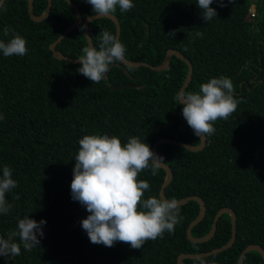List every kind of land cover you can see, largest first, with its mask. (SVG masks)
Returning <instances> with one entry per match:
<instances>
[{
	"label": "trees",
	"instance_id": "obj_1",
	"mask_svg": "<svg viewBox=\"0 0 264 264\" xmlns=\"http://www.w3.org/2000/svg\"><path fill=\"white\" fill-rule=\"evenodd\" d=\"M82 18L94 13L86 0H72ZM47 0H33V13L40 15ZM127 12L113 15L120 25L118 39L126 58L159 64L168 48L178 50L192 66L184 91H198L211 78L228 77L234 84L236 111L227 120L214 122L216 131L206 137L199 152L169 144L157 148L172 172L165 188L167 199L198 196L205 204L203 219L192 228L195 238L211 229L215 214L224 207L236 216V238L228 250L205 257L209 264H237L244 248L256 244L264 249V0H217L210 5L217 17L205 22L196 0H133ZM254 4L256 16L247 10ZM76 18L66 0H52L49 15L32 20L27 0H5L0 8V39L11 33L27 44L24 56L5 57L0 52V176L12 169L17 187L6 193L11 205L0 214V236L7 238L19 219L45 220L40 245L31 251L21 246L15 257L0 256V264H177L184 254L209 252L231 237L230 216L217 221L213 237L191 242L186 229L197 217L199 205L181 206L183 219L174 234L147 241L140 249L116 242L112 247L90 242L81 227L89 213L72 199L71 181L79 140L85 135L118 137L122 144L132 136L148 143L172 139L193 146L200 144L182 115L175 96L186 76V65L171 56L160 71L144 66L111 65L107 76L92 83L77 69L80 63L56 59L49 45ZM80 23L56 45L64 55L79 58L87 41ZM10 28L8 37L3 29ZM92 45L99 47V34H114L108 18L91 20ZM147 29V35H146ZM175 31V36L169 32ZM203 33L197 37L195 33ZM142 45V46H141ZM124 83L137 87L114 88ZM165 172L150 169L138 179L146 180L149 196L159 197ZM18 196V198H16ZM19 242L18 237L14 238ZM184 264H195L185 259ZM243 264H264L259 253L245 255Z\"/></svg>",
	"mask_w": 264,
	"mask_h": 264
},
{
	"label": "clouds",
	"instance_id": "obj_2",
	"mask_svg": "<svg viewBox=\"0 0 264 264\" xmlns=\"http://www.w3.org/2000/svg\"><path fill=\"white\" fill-rule=\"evenodd\" d=\"M96 13L95 18L109 17L116 12H127L134 7L133 0H86ZM223 7L224 0H217ZM231 2V0H229ZM201 9L202 19L207 23L217 17V11L210 5L213 0H196ZM86 25L81 24L83 33ZM10 28L3 29L8 37ZM175 36V31L169 32ZM197 37L203 33L197 31ZM99 47L88 45L79 56L81 66L77 71L92 83L106 78L109 66L114 63L126 64L124 44L108 30L99 34ZM25 38L15 32L5 42L0 39V52L5 57L27 54ZM142 46V45H141ZM177 104L183 105L182 115L193 133L201 138L212 135L217 120H227L237 109L234 84L228 77L211 78L199 86L198 91H180L175 96ZM0 119H3L0 114ZM79 151L74 160L71 181L72 199L78 201L89 213L81 221L82 229L93 244L112 247L116 242L140 249L149 240L163 238L167 231L174 234L175 226L183 219L180 216L181 203L173 198L149 196L145 192L150 185L138 179L141 172L150 169L156 175L163 160L154 153L148 143L132 136L127 143L116 136L85 135L79 140ZM17 187L12 177V169L3 168L0 176V214H8L11 205L6 201V193ZM18 198V196L16 197ZM45 220L37 222L25 216L18 220L16 229L9 231L7 238L0 236V256L15 257L21 254V246L31 251L40 245L44 235ZM18 237L19 242L14 238ZM195 264H209L203 256L195 258Z\"/></svg>",
	"mask_w": 264,
	"mask_h": 264
},
{
	"label": "water",
	"instance_id": "obj_3",
	"mask_svg": "<svg viewBox=\"0 0 264 264\" xmlns=\"http://www.w3.org/2000/svg\"><path fill=\"white\" fill-rule=\"evenodd\" d=\"M4 1L5 0H0V8H1V6H2ZM66 1L75 10L76 18H75V20H74V22L72 24L67 26L58 35V37L49 45V48H50V50L52 52V55L56 59L68 60V61L73 62V63H80L79 62V58L68 57V56L64 55L63 53H61L60 51H58L56 49V45L66 36V34L71 32L80 23L86 25V29L84 31V35H85V38H86V41H87V46L90 45V44L92 45L91 35L89 33L88 26H89V23L91 22V20H93L92 18H94L96 16V13H92V14L88 15L87 17H85L83 19L82 15H81V12H80L79 8L77 7V5L72 0H66ZM51 6H52V0H47V4H46V8H45L44 12L42 14H40V15H36V14L33 13V0H27V9H28L29 16H30V18L32 20H35V21H41V20L45 19L50 13ZM102 18H104V17H102ZM106 18H108L113 23V25H114V35L117 36V38H118L119 32H120V25H119V22H118L117 18L113 14L110 15L109 17H106ZM146 35H147V29H146ZM171 56H175L176 58H178L180 61H182L186 65V68H187L186 76H185L184 81H183L182 85L180 86L178 92L184 91V89L187 87V85H188V83H189V81L191 79L192 66H191L190 62L187 59H185L178 50H176L174 48H168L165 51V54H164V57H163L162 61L159 64H156V65H151V64L143 62V61L127 60L126 64L114 63L113 66L121 68L123 71H124V69H123L124 65L125 66H130V67L144 66V67L149 68L152 71H160V70L164 69L168 65ZM110 67H111V65L109 66V68ZM106 76H107V73H106ZM123 86H126V87H137L136 85L129 84V83H124V84H121V85H118V86H113V87L114 88H121ZM199 140H200V144L197 145V146H193V145H190V144H187V143H183V142L177 141V140L159 139V140L154 142V144L152 145L151 149H152V151L154 153H157V148L160 145L169 144V145H174V146H178V147H183V148H185L188 151L199 152V151H201V150H203L205 148V146H206V138L201 137V138H199ZM159 168L163 169L164 172H165V178H164L163 183L161 185V188L159 190V197L166 198L165 197V188L168 186V184L172 180V172H171V169L169 168V166H167L163 162H161V165H160ZM178 201L181 203V206L187 204L189 201H195L199 205V213H198L197 217L189 224V226L186 229V236L191 242L203 243V242H206V241L210 240L213 237V235L215 234L217 221L219 220V218L223 214H227V215L230 216L231 237H230L229 241L226 244H224L223 246H221L219 248L213 249V250H211L209 252H204V253H200V254H184V253H182V254H180L177 257V264H184L183 260H185V259H195L197 256L208 257V256H211L212 254H216V253H219V252L226 251L230 247H232V245H233V243L235 241V238H236L237 221H236L235 213H234V211L231 208H228V207L221 208L215 214V216L213 218L212 225H211V229L208 232V234H206L205 236H202V237L195 238V237L192 236L191 231H192V228L195 225H197L203 219V217L205 215L206 208H205L204 201L198 196H188V197H185V198L180 199ZM252 251H255V252L259 253L261 258H262V260H263V262H264V249L261 246H259V245L250 244V245L246 246L244 248V250L242 251V253L240 254L237 264H243L245 255L247 253H249V252H252Z\"/></svg>",
	"mask_w": 264,
	"mask_h": 264
},
{
	"label": "built area",
	"instance_id": "obj_4",
	"mask_svg": "<svg viewBox=\"0 0 264 264\" xmlns=\"http://www.w3.org/2000/svg\"><path fill=\"white\" fill-rule=\"evenodd\" d=\"M247 14L251 19H254L256 16L254 4H250L247 10Z\"/></svg>",
	"mask_w": 264,
	"mask_h": 264
}]
</instances>
